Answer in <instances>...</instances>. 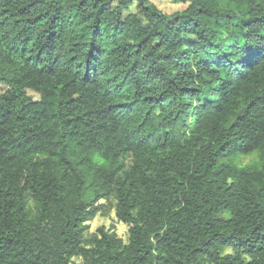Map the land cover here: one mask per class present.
<instances>
[{
	"label": "trees",
	"instance_id": "obj_1",
	"mask_svg": "<svg viewBox=\"0 0 264 264\" xmlns=\"http://www.w3.org/2000/svg\"><path fill=\"white\" fill-rule=\"evenodd\" d=\"M173 1L0 0V264H264V0Z\"/></svg>",
	"mask_w": 264,
	"mask_h": 264
},
{
	"label": "rangeland",
	"instance_id": "obj_2",
	"mask_svg": "<svg viewBox=\"0 0 264 264\" xmlns=\"http://www.w3.org/2000/svg\"><path fill=\"white\" fill-rule=\"evenodd\" d=\"M154 4H156L163 12L172 14L176 11L183 10L185 8V5L182 3H176L173 0H151ZM115 6L117 4H114ZM131 8L134 10L136 9V5H131ZM4 88V87H3ZM0 87V91H1ZM29 93L34 96L35 98H38V94L29 91ZM100 210L90 218L86 222L88 225V228L85 233V239L89 240L92 235L96 234L98 232V229L101 226H104L106 229H109L111 231H114L118 234L119 237L123 239L125 243L128 242L129 239V225L126 223H123L118 220L116 216V199L114 197H110L107 199H102L100 202ZM29 208L32 211H35V205L32 200L28 203ZM81 258H74L72 260V264H80Z\"/></svg>",
	"mask_w": 264,
	"mask_h": 264
}]
</instances>
